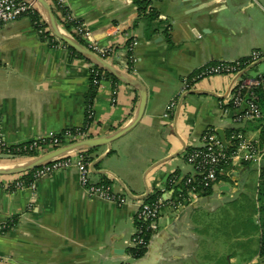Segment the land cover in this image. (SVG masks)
<instances>
[{"label": "crops", "instance_id": "1", "mask_svg": "<svg viewBox=\"0 0 264 264\" xmlns=\"http://www.w3.org/2000/svg\"><path fill=\"white\" fill-rule=\"evenodd\" d=\"M65 7L91 32L90 40L111 48L115 67L142 82L147 92L144 113L132 129L110 144L82 151L89 158L90 180L110 185L128 201L118 206L90 198L76 167L19 189L11 184L22 173L0 174V224L18 220L0 232V264H134L149 254L148 248L138 259L131 252L138 205L157 191L173 196L171 178L177 177L180 185L198 175L187 153L202 145L205 132L214 130L219 136L217 130L223 129L231 140L236 112L224 108H229L236 77L202 78L182 93L170 117H164L166 106L181 91L183 79L198 68L264 51V0H151L147 12L157 15L154 27L140 17L135 0H66ZM38 11L44 15L39 6ZM57 14L63 18L61 11ZM134 40L138 44L131 50ZM263 61L248 66L240 77L264 73ZM92 64L59 39L42 37L30 16L6 24L0 31V137L12 146L87 127L89 138H96L132 123L140 91L119 78L106 79L97 88L94 114L87 121ZM257 125L246 122L242 134L258 141ZM258 148L263 153L259 166L232 161L209 193L182 201L179 207L164 206L151 241L163 237L156 264L209 262L207 249L219 207L247 195L252 169L257 170L259 185L264 148L260 143ZM6 158L0 154V166L13 164ZM174 199L178 201V195ZM237 228L232 235L218 237L221 248L229 241H245L241 225ZM221 248L217 257H225L224 264H249L258 257L256 253L240 263L239 251L223 254Z\"/></svg>", "mask_w": 264, "mask_h": 264}, {"label": "built area", "instance_id": "2", "mask_svg": "<svg viewBox=\"0 0 264 264\" xmlns=\"http://www.w3.org/2000/svg\"><path fill=\"white\" fill-rule=\"evenodd\" d=\"M49 1L54 7L60 9L61 7H65L66 3V0ZM23 16H30L32 19L36 17L33 22L39 27L38 30L40 33L48 30L51 31L49 26L45 27L46 20L39 13L36 0H0V31L6 24L14 22ZM67 16L72 18L70 13ZM73 30L85 46L102 58L110 61L111 48L100 47L97 42L90 40L91 32L85 27L84 23L78 22ZM51 34L54 35L52 31ZM55 38L57 37L55 36ZM137 44L138 41L134 40L131 43L130 49L132 50ZM263 57V50H253L246 58L219 61L198 68L183 79L182 89L177 96L168 102L164 117H170L172 115L182 93L191 90L200 79L214 75H233L236 77L248 66L258 62ZM133 61L134 58L131 57L130 62ZM127 70H129L128 66ZM90 76L93 86H100L106 80L105 70L95 64L91 65ZM263 84V75H258L257 77H239L233 83L231 97L228 102L229 108H224V111L234 110L236 112L234 115V122L236 124L259 120L264 117L257 93V89ZM93 114L92 105L87 104V117L92 119ZM86 138H89L87 127L69 128L61 133L51 132L46 136L12 146H9L0 137V154L4 153L14 156L34 151L42 154ZM230 142L231 145L226 148L214 130L205 132L202 136V145L190 149L187 153V161L198 171V175L187 177L180 185L178 184L177 177L169 180V186L174 189L173 193L178 195L179 200L175 201V196L170 195L166 197L158 194L138 205L135 215V232L131 240L134 250L148 249L152 237L158 228V220L162 209L166 204L172 203L176 207H179L178 205L182 206V199L188 193L195 195L199 194V192L203 193L205 190L213 187L219 181V175L223 167L232 161L245 162L252 166L260 165L263 153L258 148L257 140L248 139L241 132H238L232 134ZM72 167L77 168L80 184L90 198L118 206L128 201L126 194L115 192L110 185L95 183L90 180L89 162L86 160L82 151L53 159L28 172L22 173L11 185L16 189L33 187L38 180L56 171L66 170ZM7 230L8 227L4 223H1L0 232L4 233Z\"/></svg>", "mask_w": 264, "mask_h": 264}, {"label": "water", "instance_id": "3", "mask_svg": "<svg viewBox=\"0 0 264 264\" xmlns=\"http://www.w3.org/2000/svg\"><path fill=\"white\" fill-rule=\"evenodd\" d=\"M36 2L38 3V6L42 9L44 13V15L42 14V16L44 17L49 28L57 38H59L62 42L66 43L68 46L72 47L81 55L89 59L93 64L113 74L120 80H123L124 82L129 83L134 87H136L140 91L141 102L139 105L138 113L134 118L133 122L127 125L126 127L118 130L114 134L104 137L86 138L83 140H79L73 143L63 145L57 149L39 154L34 157H28V159L24 158V160L19 161L17 163L0 166V174L25 173L47 162H50L53 159L63 157L66 155H71L79 151H85L88 150L89 148L96 147L98 145L110 144L113 140L119 138L137 124V122L142 117L146 106L147 92L142 82H140L138 79L134 78L133 76L128 75L126 71H122L119 68L115 67V65L111 61L102 58L101 56L90 50L83 43H81L79 40H77L71 33L65 31L62 28V26L58 23L56 16L53 12L52 6L48 2V0H36ZM242 73L243 71L236 76V79L239 78ZM245 123L246 122H243L241 124H234V125L235 128H240L243 127ZM217 133L219 134V137L226 148L231 145V142L227 140L226 135L223 132V129H218ZM217 184L218 183L214 184L213 188L214 187L216 188ZM185 204L187 205L188 202H186ZM182 210H184L182 207L178 209L177 214L181 213ZM162 243H163V237L158 236L154 241V243L153 244L150 243V245L148 246L149 248L148 256L146 258L139 260L134 264H156L159 259L158 253L160 251V245Z\"/></svg>", "mask_w": 264, "mask_h": 264}, {"label": "rangeland", "instance_id": "4", "mask_svg": "<svg viewBox=\"0 0 264 264\" xmlns=\"http://www.w3.org/2000/svg\"><path fill=\"white\" fill-rule=\"evenodd\" d=\"M261 64H264V61L261 62ZM251 73L254 76L257 75L255 70H252ZM11 157V155H8V158L4 159V161L17 163L18 161H22V159H24L20 157L12 159ZM256 174V169H252L250 171L247 195L240 194L239 196H236L235 200L223 202L222 207H219L221 213L217 212L215 214L214 223L212 225L214 229L210 234L212 243L207 249L208 256L206 255L207 260L209 261L207 264H224L226 258L223 257L219 260L217 257L218 251L222 247L217 239L219 236L225 237V235L228 234L232 235L237 231L239 224L241 225L239 230L245 237V241L239 243L229 241L228 245L224 244L223 248H221L223 254H233L234 252L236 253L239 251L241 257L240 263H242V261H250V258L257 253L258 257L256 258V261L250 262L249 264H264V254H259V245L264 231V227L262 225L264 212H261L260 210V206L262 205L261 200L263 199H259L258 196V180L256 178ZM199 195H201V192L195 195L188 193L182 201H193L194 198ZM226 214H230V216L225 217ZM242 226H244V228H242ZM203 250L204 248H202L201 252ZM210 254L214 255L215 260L211 258ZM206 257H204V259ZM210 260L214 262H210Z\"/></svg>", "mask_w": 264, "mask_h": 264}, {"label": "trees", "instance_id": "5", "mask_svg": "<svg viewBox=\"0 0 264 264\" xmlns=\"http://www.w3.org/2000/svg\"><path fill=\"white\" fill-rule=\"evenodd\" d=\"M150 1L151 0H135L136 4L138 5V9H139V12H140V17H144L148 20V23H149V26L150 27H154L156 25V19H157V15L155 13H150V12H147L148 9H149V4H150ZM52 9H53V12L56 16V19L58 21V23L62 26V28L71 33L77 40H79L81 43H83V41L74 33V26L78 23V22H81L80 20L78 19H75V18H71V17H68L67 15H69V10H67V8L65 7H61L60 8H55L53 5H52ZM58 11H61L63 13V18L61 16H59L57 14ZM71 15V14H70ZM36 18V17H35ZM34 18V19H35ZM33 19V20H34ZM45 27L48 26L47 22L45 23ZM37 28H39L37 25H36ZM42 37L44 38H49V39H52L54 38L55 36L51 34V31L48 30L44 33H42ZM65 46H67L70 51L74 54V55H77L79 57H84L83 55H81L79 52H77L76 50H74L72 47L68 46L66 43L62 42ZM84 44V43H83ZM106 73V79H113L115 81H118L119 79L114 76L113 74L105 71ZM261 75L264 76V73H262ZM99 86H93L91 87V91L88 95V98H87V104H93V101L96 97V92H97V88ZM257 93L259 95V103H260V106H261V109L263 111V114H264V84L259 87L257 89ZM87 121L90 122L91 121V118H87ZM252 121H256L258 122V125L257 127L260 129V133H259V138H258V143H260V146L262 148H264V117L262 119H259V120H252ZM251 121V122H252ZM247 122H250V121H247ZM75 129V128H73ZM246 130V127H242V128H233L229 131V135L231 136V134L233 133H238V132H241L243 133V131ZM85 151H89L88 150H85ZM83 151V152H85ZM39 155L38 152H30V153H22V154H19V155H14L12 157H16V158H28V157H34V156H37ZM86 160L89 161V158L86 157ZM212 187L205 190L204 193H209L211 191ZM160 194V191H157L153 196L150 195L146 200H149L151 198H153L154 196ZM175 196V193L174 195ZM258 196H259V199H263L261 200L262 201V205L260 206V210L261 212L263 211L264 212V165L263 167L261 168V172H260V178H259V185H258ZM264 216V214H263ZM17 218H13L12 220L9 219L8 221H6L4 224L8 227V228H11L13 226H15V224L17 223ZM263 227H264V218H263V223H262ZM147 248H144V249H141V250H134L132 249L131 252L133 254L134 257L136 258H142L146 252H147ZM260 254H264V231H263V235H262V238H261V247H260Z\"/></svg>", "mask_w": 264, "mask_h": 264}]
</instances>
